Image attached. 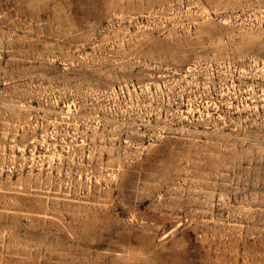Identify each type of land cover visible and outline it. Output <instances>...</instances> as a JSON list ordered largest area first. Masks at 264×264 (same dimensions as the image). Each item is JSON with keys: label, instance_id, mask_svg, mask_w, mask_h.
<instances>
[{"label": "rangeland", "instance_id": "1", "mask_svg": "<svg viewBox=\"0 0 264 264\" xmlns=\"http://www.w3.org/2000/svg\"><path fill=\"white\" fill-rule=\"evenodd\" d=\"M0 264H264V0H0Z\"/></svg>", "mask_w": 264, "mask_h": 264}]
</instances>
